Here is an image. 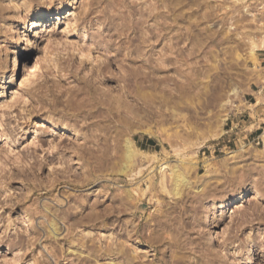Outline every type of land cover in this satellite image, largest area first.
<instances>
[{
  "label": "rangeland",
  "instance_id": "rangeland-1",
  "mask_svg": "<svg viewBox=\"0 0 264 264\" xmlns=\"http://www.w3.org/2000/svg\"><path fill=\"white\" fill-rule=\"evenodd\" d=\"M263 72L264 0H0V264H264Z\"/></svg>",
  "mask_w": 264,
  "mask_h": 264
},
{
  "label": "bare ground",
  "instance_id": "bare-ground-1",
  "mask_svg": "<svg viewBox=\"0 0 264 264\" xmlns=\"http://www.w3.org/2000/svg\"><path fill=\"white\" fill-rule=\"evenodd\" d=\"M51 16V15H50ZM85 16V15H84ZM88 17V16H87ZM40 19L42 20V19H44V17H43V14L42 15H40ZM57 19H59V18H56V20ZM55 20V19H54ZM39 27H41V24H39ZM15 76H16V73H15ZM13 80H15V78L13 79ZM12 80V81H13ZM2 89H3V93H5L4 92V87H2ZM101 104V103H100ZM100 104H99V106H100ZM104 111V110H103ZM125 153H126V155H125V159H124V161H122L124 164H123V170H122V173L123 174H125L126 176H131V178H132V176H136L134 173H136L135 171H137L136 170V168L138 167V166H140L142 163H143V160H139V159H137V157L140 155V153L136 150V148H135V145L133 144V142H131V141H127V143H126V148H125ZM90 157V156H89ZM101 158V157H100ZM99 158V159H100ZM84 159V158H83ZM86 159V158H85ZM95 160H96V158H94ZM93 158H92V160H94ZM103 159H105L106 160V158H103ZM89 160V158L87 159V161ZM101 160H102V158H101ZM100 160V161H101ZM122 160V159H121ZM97 161V160H96ZM103 161V160H102ZM109 161V160H108ZM91 162V161H90ZM99 162V161H98ZM98 162H95V163H97V164H99ZM146 162V161H145ZM101 163H103V162H101ZM91 164H93V163H91ZM102 165V164H101ZM100 165V166H101ZM96 168V167H95ZM94 169V168H93ZM174 170H175V168H174ZM174 170H172V172H171V176H173V180L175 181V187L173 188V193H174V196H178V195H180V193H181V188H180V186L182 185L181 183L182 182H184V179L181 177V174L179 175L178 173H177V170L176 171H174ZM138 171L140 172V169L138 168ZM121 172V171H120ZM91 173V172H90ZM150 173V172H149ZM137 174V173H136ZM137 177V176H136ZM88 180V179H87ZM139 181V180H138ZM137 181V182H138ZM173 181V182H174ZM141 182V181H140ZM154 187V186H153ZM122 189V188H121ZM146 194V193H145ZM125 195V194H124ZM142 195V194H141ZM144 195V194H143ZM129 197H128V199L127 200H129V199H131V200H129L130 202H131V204H133L134 202H135V204L133 205L134 206V208L137 210L138 208L140 209V207L142 206V202H141V200L142 199H138V198H135V197H133L132 195H131V193H130V195H128ZM183 196V195H182ZM127 197V196H126ZM137 197V196H136ZM240 199V198H239ZM119 200H120V198H119ZM122 200V199H121ZM152 200V199H151ZM124 202H126V201H123V203ZM121 203H122V201H121ZM120 203V204H121ZM123 205V204H122ZM152 205V204H151ZM125 206H127V205H125ZM131 207V206H130ZM118 208V207H117ZM129 208V207H128ZM157 208V207H156ZM119 209H124V207L122 206V208H120L119 207ZM46 210V209H45ZM140 210H143L142 208L140 209ZM46 211H48V210H46ZM118 211V210H117ZM121 211V210H120ZM127 211H129V209L127 210ZM122 212H124V210L122 211ZM143 212V211H142ZM164 215V214H163ZM169 215V214H168ZM165 216H166V214H165ZM169 217V216H168ZM129 218V217H128ZM131 218V217H130ZM156 219H157V217H156ZM163 219V218H162ZM149 220V219H148ZM158 220V219H157ZM164 220V219H163ZM163 220H158V221H155L154 220V222H151V220L150 221H148L147 223H145V224H143V226L141 227L142 228V230H140V226H138L137 228H136V230H135V236H136V239H139V241L141 242H145V243H147L149 246H150V248L151 249H153L154 250V252H155V254H154V256H155V258L154 259H156L157 257H158V255L159 254H164V253H168V251H171V252H173L172 251V249L173 248H175V249H177V248H179L181 251H183L187 246H188V243H187V241H181L180 242V239L181 238H179V236L178 235H175L174 237L173 236H171L172 238H170V236L169 237H167V235L168 234H166L168 231H171L172 230V227H173V224H172V222H174V221H172V222H170V221H163ZM135 221V220H134ZM153 221V220H152ZM135 222H133V224H134ZM126 224V223H125ZM190 224V223H189ZM205 224V223H204ZM136 225V224H135ZM194 225V224H193ZM192 225V226H193ZM180 226V225H179ZM55 227H57L56 226V224H55V226H54V224H51L50 225V228H51V233L53 234V235H56L58 232H57V230H59V229H57V228H55ZM174 227H176L175 225H174ZM173 227V228H174ZM182 227V226H181ZM196 227V226H195ZM192 228V227H191ZM191 230V229H190ZM189 230V231H190ZM177 231H178V229H177ZM148 233V234H147ZM168 233H170V232H168ZM184 233H185V231H184ZM187 233V232H186ZM185 233V234H186ZM128 234H130V232L128 233ZM164 234H166V236L164 235ZM171 234V233H170ZM178 234H179V231H178ZM188 234V233H187ZM196 234V233H195ZM129 236V235H128ZM188 236V235H187ZM184 237V236H183ZM195 239V238H194ZM200 239V238H199ZM191 240V239H190ZM201 240V239H200ZM194 242H196V243H194L195 244V248H199V246H200V244H199V241L197 242V241H194ZM190 243H192V242H190ZM193 244V245H194ZM190 245V244H189ZM202 245V244H201ZM118 246V245H117ZM120 246V245H119ZM116 247V246H115ZM126 247V246H125ZM146 248V247H145ZM178 250V249H177ZM191 250H193V249H191ZM166 251V252H165ZM194 251H196V250H193V252ZM198 251V250H197ZM200 251H202V250H200ZM100 252H101V255L102 256H106V255H110V253L111 252H113L112 251V249L110 248V247H107V248H104V249H102V250H100ZM116 252V251H115ZM114 252V253H115ZM136 252V251H135ZM184 252V251H183ZM119 253H120V251H118V255H119ZM138 253V252H137ZM196 253V252H195ZM206 253V252H205ZM211 253H213V252H211ZM182 254V253H181ZM199 254V253H198ZM122 256H124L123 255V253L121 254ZM208 255V254H207ZM213 255V254H212ZM121 256V257H122ZM144 256V255H143ZM161 256V255H160ZM187 256V255H186ZM192 256V255H191ZM127 257V256H126ZM126 257H124L125 259H128L127 261H125V262H128L129 261V258H126ZM152 257V256H151ZM172 257V256H171ZM138 258V257H137ZM143 258V257H142ZM178 258V257H177ZM186 257L183 255V256H180L179 257V259H185ZM144 259V258H143ZM142 259V260H143ZM141 260V261H142ZM187 260V259H186ZM211 260V259H210ZM156 261V260H155ZM179 261V260H178ZM158 262L160 263V264H167V262L165 261V259L164 258H162V256H161V258L160 259H158ZM174 262V261H173ZM193 262V261H192ZM191 262V263H192ZM130 263H131V260H130ZM149 263V262H148ZM155 263H157V262H155ZM182 263V262H181ZM138 264H143V263H140V262H138ZM153 264V263H152ZM158 264V263H157ZM170 264V263H169ZM172 264V263H171ZM189 264V263H188ZM194 264V263H193Z\"/></svg>",
  "mask_w": 264,
  "mask_h": 264
},
{
  "label": "crops",
  "instance_id": "crops-1",
  "mask_svg": "<svg viewBox=\"0 0 264 264\" xmlns=\"http://www.w3.org/2000/svg\"><path fill=\"white\" fill-rule=\"evenodd\" d=\"M262 82L259 85V90L255 93H257V95L260 96V102L258 103L257 101L255 102V104H252V108L254 110L251 111H247L248 117H255L253 119V121L251 122V125H256V130H255V134H257L258 130L262 129V125H264V72L262 74ZM256 99V95L253 96ZM262 120V121H261ZM241 121H237L236 123H234L235 126H240ZM252 136V133H250ZM254 134V135H255ZM248 135L246 134L244 137H247Z\"/></svg>",
  "mask_w": 264,
  "mask_h": 264
}]
</instances>
